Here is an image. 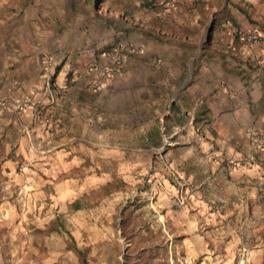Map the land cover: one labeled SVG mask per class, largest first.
Returning <instances> with one entry per match:
<instances>
[{
	"label": "crops",
	"instance_id": "crops-1",
	"mask_svg": "<svg viewBox=\"0 0 264 264\" xmlns=\"http://www.w3.org/2000/svg\"><path fill=\"white\" fill-rule=\"evenodd\" d=\"M79 1L0 5V104L36 103L22 112L0 108L8 187L43 188V160L50 175H66L76 161L89 165V145L120 137L145 148L131 156L136 163L139 155L149 161L164 139L222 143L235 162L255 153L239 176L264 178V149L252 144L264 133V0H100L86 9ZM252 32L257 44L241 41ZM131 50L116 75L101 74L115 54ZM40 110L51 113L56 130L51 146L34 154Z\"/></svg>",
	"mask_w": 264,
	"mask_h": 264
},
{
	"label": "rangeland",
	"instance_id": "rangeland-1",
	"mask_svg": "<svg viewBox=\"0 0 264 264\" xmlns=\"http://www.w3.org/2000/svg\"><path fill=\"white\" fill-rule=\"evenodd\" d=\"M99 1L76 4L94 8ZM0 5L11 9L8 0ZM30 99L29 109L36 106ZM38 112L34 154L51 146L56 130L51 113ZM117 140L89 145V165L76 161L66 175H50V160H43L40 189L8 187L0 174V264H82L74 244L87 264H125L129 250L149 247L153 264H264V178L237 174L253 165L255 153L235 162L222 143L164 139L149 161L139 155L136 173L131 156L145 148ZM134 257L129 264H138Z\"/></svg>",
	"mask_w": 264,
	"mask_h": 264
},
{
	"label": "built area",
	"instance_id": "built-area-1",
	"mask_svg": "<svg viewBox=\"0 0 264 264\" xmlns=\"http://www.w3.org/2000/svg\"><path fill=\"white\" fill-rule=\"evenodd\" d=\"M164 7L166 9H172L174 7V5L170 2H164ZM241 41H243L246 44L249 45H254L257 44L260 40L259 36L257 33L252 32V33H246V34H242L240 36ZM134 51L131 50L126 54L123 53H117L113 56V62L111 63V65L107 66V67H101L99 70L101 72V74L105 75V76H114L118 73L119 69L121 68V66L123 65V63L125 62V60L127 58H129L132 53ZM95 68L97 69V65L95 66ZM98 85H96L95 89H98ZM45 89L48 91L49 94L51 93V84L50 81L48 80L45 84ZM53 97V95H51V98ZM33 105L32 99L27 98L25 100H9V99H4L2 100L1 104H0V108L2 110H12L15 112H22L24 110L29 109L31 106ZM252 144L253 147L257 150H261L264 148V133H258L256 135H254L252 137Z\"/></svg>",
	"mask_w": 264,
	"mask_h": 264
},
{
	"label": "trees",
	"instance_id": "trees-1",
	"mask_svg": "<svg viewBox=\"0 0 264 264\" xmlns=\"http://www.w3.org/2000/svg\"><path fill=\"white\" fill-rule=\"evenodd\" d=\"M108 186H106L107 188ZM72 209L73 210H79L80 209V201L77 200L75 201L72 205ZM127 221L125 220V218L123 219V222L121 224V227L122 228H125L126 227V223ZM73 242V241H72ZM139 242L143 243V242H148V239H145V238H141L139 240ZM154 246V245H153ZM73 250L74 252L76 253V255L79 257V260L82 264H87L86 263V260H85V256H84V253L82 251H80L79 249H77L75 247V244H74V247H73ZM131 251L129 250L127 253H126V258H127V262L125 264H129V260L131 259V256L134 257V262L135 263H138V264H153V261L156 260V258H154V254L152 253L153 250H151V247H149V250H145V249H142L140 253L136 252L135 254H131L130 253ZM153 255V256H152Z\"/></svg>",
	"mask_w": 264,
	"mask_h": 264
}]
</instances>
